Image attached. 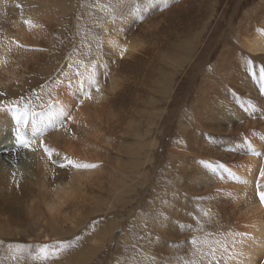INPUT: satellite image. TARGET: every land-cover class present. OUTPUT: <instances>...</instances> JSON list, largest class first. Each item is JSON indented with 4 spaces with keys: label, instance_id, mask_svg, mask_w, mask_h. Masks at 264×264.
I'll list each match as a JSON object with an SVG mask.
<instances>
[{
    "label": "bare ground",
    "instance_id": "obj_1",
    "mask_svg": "<svg viewBox=\"0 0 264 264\" xmlns=\"http://www.w3.org/2000/svg\"><path fill=\"white\" fill-rule=\"evenodd\" d=\"M53 6L54 0H0V206L5 201L15 205V209L11 211L14 213L11 215L12 223L20 228L18 233L24 232L33 237L56 236L62 230L73 229L77 224H85L89 215L86 207L91 210L93 204L97 206L99 202L105 201L96 194L90 195L88 191H93L92 189L95 188L93 186L102 189L101 185H98L102 179V165H98V161L103 162L105 152L112 145H110L111 139L104 135L103 130L110 109L105 104L108 102L102 100L105 89L111 90L115 88V82L118 83L115 81L116 75L111 74L112 71L109 72L114 68H107L110 63L106 64L109 70L105 69L103 52H98L95 61L86 60L78 64L75 43L68 54H59L54 58L52 67L43 79L36 81L39 87L36 93L30 90L28 92L17 85L21 73L17 68L19 63L24 65L33 63L43 55L40 50H44V47L50 44V39H46L50 35L49 30L44 28L43 17ZM103 29L108 30V34L103 36L105 42L102 41L110 49L109 51L114 52L111 53V59L114 58L112 54L130 55L139 47L136 42L134 43L135 40L133 42L121 40V29L118 26L112 24ZM244 45L249 51L264 53V35L255 33L254 39L245 41ZM119 70L117 71L120 73ZM113 71L115 74L118 73L115 69ZM216 75H220L218 69L215 74L211 72L207 74V85L215 80ZM242 76L243 79L247 78ZM116 77L118 79L119 75ZM227 80L219 81L222 88H227L215 90V81L199 92V100L205 97L204 102H198L197 105L199 107L196 114L197 123H200L198 125L184 123L178 142L172 143L167 148L170 156L167 155L166 167L168 175H171L169 176L171 181L166 193L161 194L160 203L156 205L153 215L164 218L162 229L160 228L161 234L165 236L166 247L175 252L181 251V264H190L193 259L200 264H208L210 257L203 254L210 252V246L219 248L218 245L213 244L215 240H221L229 246V251L223 255L220 264H264V204L261 203L259 196V193L264 192V176H261V172H264V96L259 93L261 82L250 81L252 84L243 87L245 92L236 95L240 93L232 90ZM214 87V90H209ZM168 89L169 87H166L164 92ZM109 93L106 95H110ZM246 95L252 97V100L244 98ZM238 102L239 104H235L230 114L227 103ZM211 104L217 108L219 106L223 114L220 115V111L212 107L209 111L207 107ZM213 109L221 120L216 119ZM26 116L30 118V123L24 127L22 122ZM12 117L17 118L24 139L29 141L28 147L12 146V134L16 130ZM112 121L111 119L110 122ZM18 137L22 139L21 135ZM145 145L147 144L144 143V148ZM114 146L113 143L112 147L115 148ZM119 146L124 145L118 144L117 147ZM45 147L51 152V156L44 150ZM146 148L150 154L147 160L142 158L149 164V161L152 162L151 155L156 154V142L150 141V145ZM137 150L139 151V146ZM157 160L160 162L161 158L157 156ZM69 161L72 163L69 164ZM61 164L65 166L61 167ZM76 164H94L97 167H76ZM138 164L134 162V165ZM225 170L231 174V177L226 175ZM116 174L117 170L114 175ZM140 176H145V173H141ZM73 183H77L75 189ZM114 187L113 189L117 188ZM73 190L74 192L77 190V193L75 194ZM119 192L116 197L123 195L122 190V193ZM116 199L114 197V200ZM160 205L164 210L163 213L159 211ZM238 220H241L238 231L241 235L233 244L232 238L237 228L234 224ZM100 230L104 229L101 227ZM106 231L102 232L101 236L105 237L108 232ZM92 233L89 232L88 235ZM229 233L233 235L229 236ZM88 238L90 241L91 238ZM193 238L198 240L195 247L201 250L195 256H193L195 248L190 244ZM96 248L93 247L94 250ZM172 255L174 253L171 257ZM217 256H220L219 251ZM173 260L175 264V259Z\"/></svg>",
    "mask_w": 264,
    "mask_h": 264
},
{
    "label": "rangeland",
    "instance_id": "obj_2",
    "mask_svg": "<svg viewBox=\"0 0 264 264\" xmlns=\"http://www.w3.org/2000/svg\"><path fill=\"white\" fill-rule=\"evenodd\" d=\"M45 16L44 28L50 31H48L50 36L46 37L50 39L49 48L46 46L44 50H40L43 55L33 63L26 65L19 63L17 67L21 70L20 81L17 82L19 87L36 93L39 88L36 83L50 70L54 58L59 54H68L75 43L78 64L86 60L95 61L98 52H103L106 70L112 68L115 71L122 70H119L120 73L117 71L116 74L114 69L109 70L110 73L112 71L111 74L119 75L118 79L114 76L118 83L115 82L114 90L105 89L102 100L108 102L105 104L110 109L109 118L103 124L104 135L112 140H110L112 145L108 147L110 149H107L105 158L102 159L103 162L98 161V165H102V179L99 181L101 184L98 183L102 189L93 186L95 187L93 191H88L90 195L96 194L105 201L99 202L97 206L93 204L91 210L86 207V211L91 216L88 215L85 224H77L73 229L62 230L56 236H45L47 238L33 237L24 232L18 233L19 227L12 223L11 216L14 215L11 211L16 206L10 201H5L0 206L2 209L0 264H82L83 261L84 264L87 261V264H173V259L175 264H181V251L175 252L166 247L165 236L161 234L160 228L162 229L164 218L153 215L156 205L160 203L161 194L166 193L171 181L169 177L171 175H168L166 167L167 155L170 156L167 148L172 143L178 142L184 123L197 125L200 123H197L196 114L199 111L197 105L204 102L205 97L199 100L198 95L205 86L208 87L216 81V89L214 87L209 90H222L227 87L222 88L219 81L228 79L231 89L240 93L236 95H241L245 92L246 85L252 84L250 81L261 82L259 93L264 96V53L249 51L244 45L245 41L254 39L255 33L264 35V26H262L264 0H54V6ZM112 24L121 29V40L129 42L135 40L134 43L139 46L135 52L130 55L115 53L112 54L114 58L111 59V53L114 52L109 51L110 49L105 46L104 35L108 34V30L104 31L103 28ZM78 46L83 48L79 49ZM107 63L114 66L110 68ZM217 69L220 75H216L215 80L207 85V74L209 72L215 74ZM242 75L247 76V80L243 79ZM166 87L169 89L164 92ZM108 93L110 95H106ZM244 98L252 100L249 95ZM235 104L239 102L227 103L230 114ZM211 107L220 111V115L223 114L219 106L217 108L212 104L208 105L209 111ZM214 114L218 121L221 120L218 118L219 114L215 111ZM16 129L17 136L21 135L24 140L20 125H17ZM127 132H131L132 135ZM135 135L141 140L136 139ZM152 140L156 142L157 150L156 154L151 155L152 162L149 161L148 164L146 160L150 153L146 147ZM112 142L115 148L112 147ZM144 143L148 145H145L146 149L143 147ZM118 144L131 149L124 146L125 149L121 146L117 147ZM121 148L126 152L120 150ZM157 156L161 158L160 162ZM128 161L133 163L130 164ZM134 162L140 164L134 165ZM116 170L117 174L114 175ZM143 172L145 176H140ZM127 177H130L129 181ZM111 184L113 185L110 186ZM72 185L75 189L77 183ZM113 187H117V190ZM121 190L123 195L120 194ZM118 191L122 198L120 195L116 197ZM74 193L76 194L77 190ZM114 197L117 199L114 200ZM102 202L106 203L105 206ZM159 211L160 213L164 211L161 205ZM4 220L7 222H3ZM236 226L235 230L238 233L241 220L234 224V227ZM101 227L104 230L101 231ZM23 228L22 226L21 229ZM88 231L94 233L89 236ZM100 231L101 233L106 231L108 234L106 233L105 237L101 236ZM235 234L232 241L235 239L236 243L239 236ZM88 237L91 238L90 241ZM96 244H99V247ZM45 246H48L47 256L43 252ZM95 246L97 248L94 250ZM53 249L57 251L53 253ZM168 250H172L171 254L174 253L175 256L171 257ZM170 260L173 262L171 263Z\"/></svg>",
    "mask_w": 264,
    "mask_h": 264
},
{
    "label": "snow or ice",
    "instance_id": "obj_3",
    "mask_svg": "<svg viewBox=\"0 0 264 264\" xmlns=\"http://www.w3.org/2000/svg\"><path fill=\"white\" fill-rule=\"evenodd\" d=\"M30 23V22H29ZM69 119H71V117H69ZM33 135L35 136L36 133L35 131L33 132ZM19 139V138H17ZM20 143L23 144L24 147H28L29 146V141L27 139H24V140H20ZM41 144H43V141H41ZM15 147V145H14ZM46 152H48L49 156H51V152L48 150L47 147H45L44 149ZM72 161H69V164H71ZM61 167H64L65 165L64 164H61L60 165ZM76 167H85V168H94V167H97V165H94V164H84V165H80V164H76L75 165ZM261 176H264V172H261ZM259 196H260V200H261V203L264 204V192H261L259 193ZM229 236H232L233 234L232 233H229L228 234ZM241 234L239 233H236L235 236H240ZM198 243V240L196 238H193L191 241H190V244L192 246H194L195 248V251L193 252V256H195L197 253H200L201 250L199 248H196L195 246L197 245ZM235 243V239H233V244ZM213 244L215 245H218L219 248L217 247H211L210 246V252L208 253H204L203 255L204 256H208L210 257V259L208 260V264H220V261L223 259V255L225 253H227L229 251V246L227 243L225 242H222L221 240H215L213 242ZM57 251V249H53L52 252L55 253ZM220 252V256L218 257L217 256V252ZM43 252L44 254L47 256L49 253H48V246H45V248L43 249ZM190 264H200L199 261L193 259L190 261Z\"/></svg>",
    "mask_w": 264,
    "mask_h": 264
}]
</instances>
